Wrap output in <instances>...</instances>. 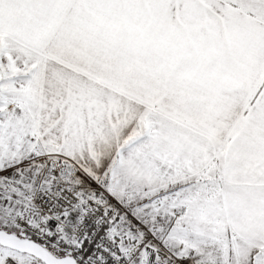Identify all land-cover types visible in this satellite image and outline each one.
<instances>
[{"label":"snow or ice","instance_id":"6c2138e0","mask_svg":"<svg viewBox=\"0 0 264 264\" xmlns=\"http://www.w3.org/2000/svg\"><path fill=\"white\" fill-rule=\"evenodd\" d=\"M0 264H264V0H0Z\"/></svg>","mask_w":264,"mask_h":264}]
</instances>
